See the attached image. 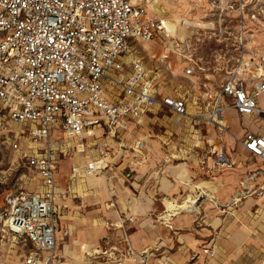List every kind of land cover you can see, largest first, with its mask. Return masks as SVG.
Here are the masks:
<instances>
[{"label":"built area","instance_id":"built-area-1","mask_svg":"<svg viewBox=\"0 0 264 264\" xmlns=\"http://www.w3.org/2000/svg\"><path fill=\"white\" fill-rule=\"evenodd\" d=\"M187 1L183 12L164 18L147 15L142 4L131 0H0V125L7 115L27 124L31 144L45 143L41 152H21L39 174L41 188L8 192L0 208L2 236L29 246L24 264H64L55 252L52 130L78 142L96 129L114 134L159 104L223 135L231 134L224 115L232 108L259 121L261 131H245L237 139L259 159L256 168L264 175V107L258 102L264 92V51L255 43L264 31V0ZM136 41H158L159 60L166 65L171 55L177 56L183 73L194 78L186 89L199 92L196 99H205L208 108L190 114L185 94H157L159 67L129 57ZM9 143L21 149L20 135L11 134ZM95 148L97 157L74 166L71 179L106 166V142ZM212 153L214 165L228 164L222 149ZM242 188L243 194L264 192V185ZM124 220L118 224L123 246L105 241L86 252L101 257L97 264H123L127 258L145 264L149 250L131 248Z\"/></svg>","mask_w":264,"mask_h":264},{"label":"crops","instance_id":"crops-1","mask_svg":"<svg viewBox=\"0 0 264 264\" xmlns=\"http://www.w3.org/2000/svg\"><path fill=\"white\" fill-rule=\"evenodd\" d=\"M150 3L158 6L162 2L153 0ZM163 3L164 5L158 6L165 9L162 11L160 8L163 14H150L148 10L146 14L171 18L183 12L188 1L183 3L181 10L177 9L178 3L175 0H164ZM154 6L148 8L157 11L158 7L154 9ZM181 32L183 30L179 28L178 33ZM255 39L256 45L264 51V34H257ZM148 50L151 51L154 59L151 65L147 64L146 54L142 53ZM161 51L158 41H136L129 52V57H141L147 67H159L161 75L157 82V94L183 93L187 96L188 113L205 111L208 108L205 99H196L199 92L186 89L193 83L194 78L183 73V65L174 54L166 61L167 65L161 62L159 60ZM215 83V80L209 82V87L212 88ZM263 93L259 94L258 102L264 107L259 100ZM155 109L176 114L165 106L154 104L139 118L131 119L126 130L109 134L102 129H96L92 136L85 137L81 142L67 137L60 129L52 130L49 139L55 147L56 188L53 200L57 207L60 197L69 190V184L66 186L60 184L66 176L71 184L76 183L83 176L98 177L96 175L98 173L89 175L79 173L75 179H71L73 167L97 157L98 151L95 148L97 143L105 141L108 149L106 166L101 169L104 174H100L104 180L101 183L105 210V214H102V227L96 226L89 236L90 240L95 242H78L79 259L78 262H74L66 247L67 244H63L61 249L58 248L61 238L58 212L55 248L58 258L64 264H97L101 257L89 256L88 251L96 245L104 244L105 241L123 246L124 243L119 238L121 230L118 224L121 219H125L124 224L131 248L149 250L145 264H264V194L262 197L254 198L251 194H243L242 188L251 187L261 180L263 182L264 175L255 166V163L260 164L259 159L251 156L241 144H238L249 157L242 159L237 155L231 156L233 161H239L241 167L236 168L238 166L236 165L225 170L228 172L227 178H230L226 187L228 191L225 188V195L219 198L216 190L219 189L220 193L222 186L217 181L223 179L225 172L222 169L216 171L218 168H211L213 165L210 166L208 161L209 158L212 161V158L208 153L218 149L217 145L220 143H215L216 139L230 141L233 136L228 133L218 136L214 132L210 140L208 134L202 133L199 127L191 133L177 129L178 133L172 136L165 134L161 135L164 138L153 137L142 126L149 124L150 121L144 116ZM184 116L190 123L191 118ZM224 116L228 126L231 125L234 136L241 137L245 131H261L257 119L251 116H239L232 108H227ZM237 120L243 125L236 124ZM11 122L18 124L19 127L15 130L11 129ZM203 126H211L214 129L210 124ZM27 132V124H19L10 120L7 115L3 116V124L0 125V208L6 204V194L14 191L8 185L12 177V168H16L13 162L23 160L22 151L28 149L37 153L44 148V142L31 144L26 136ZM11 134L20 135L21 149H11L9 143ZM60 140H64L68 145ZM70 146L72 153L80 154L79 160L75 154V157L70 156L69 160L66 159ZM205 146H208V149H205ZM249 158L254 163L249 162ZM23 162L25 164L24 160ZM27 168L35 170L32 166ZM36 174L40 189V176L37 171ZM24 176L27 177L26 174ZM202 180L209 181V189L206 186H198ZM31 183L26 179L23 184L25 187L31 186L29 189H32L34 186L29 185ZM191 187H195V190L190 194ZM239 195V199L236 200ZM166 202L171 203L172 206L168 207ZM182 203L185 204V208L177 210L176 207ZM128 215H132L134 219L128 221L126 219ZM19 244L21 243H16L18 246ZM20 246L21 264H24L23 256L29 246L23 244ZM204 248L212 253L203 251ZM122 262L136 264V260L130 258Z\"/></svg>","mask_w":264,"mask_h":264},{"label":"rangeland","instance_id":"rangeland-1","mask_svg":"<svg viewBox=\"0 0 264 264\" xmlns=\"http://www.w3.org/2000/svg\"><path fill=\"white\" fill-rule=\"evenodd\" d=\"M132 1L142 4L144 6L145 10L146 11L148 10V13H150V14L151 13L163 14L162 11L165 10L163 7H160V8H162V11H161L160 8L158 7V6L164 5V3H163L164 0H157L159 2H162L160 5H158V6L156 5L158 7L157 11H155V10L153 11V10H151V8L147 7V4L152 2L153 0H135V1L132 0ZM181 1H183V3H184L187 0H181ZM183 3L181 5L178 3V8H177L178 10H181L183 8ZM171 8H175V7H171ZM262 33L264 34V31ZM142 53L146 54L145 61L147 62L148 65H151L154 63V59L152 58L153 56H151V51L148 50V51H144ZM259 100L261 103L264 104V93L260 96ZM144 117L149 118L150 121H149V124L143 125L142 127L145 128L146 130H148L149 133L151 134V136H153V137L155 136L157 138H164L161 135H165V134H168L171 136H172V134H177L178 133L177 129H180L181 131H183L185 133H187V132L191 133L194 129H196V128L198 129L199 127H200L202 133H205V135L208 134L207 137L210 140H212L211 137L214 136V132L217 133L214 126L213 127L215 130L211 126H203V123L194 124L191 121H190V123H188L185 120V116H177L176 114H173V113L168 112V111L164 112V110H160V109H155L153 112L145 115ZM235 123L238 125H243V123L240 122L239 120L235 121ZM18 127H19L18 124L11 122V129L15 130ZM228 129H229L230 133L233 134L232 133L233 129H232L231 125ZM144 133H146V132H144ZM217 135L220 136L218 133H217ZM237 138H238L237 136H233V139H231L230 141H227L226 139H223V140L216 139L214 141L215 143L216 142L220 143L219 145H217L218 149H222L224 152L226 151V155H227L229 160H228L227 165L219 166V165H214L213 162L211 161V159L209 158L208 162H209L210 166H211V164L213 165V167H211V168H218L216 171H218L219 169H222V171L225 172V170H228L230 168H234V167H236V165H238L236 168L241 167L239 161H233V159H231V156L236 157V155H237V157L244 159V158H248L249 155L239 148L238 144H240V143H239ZM60 141L63 142L64 144L68 145V143L65 142L64 140H60ZM70 144H71V142H70ZM201 144H202V142H201ZM207 147L208 146H205V149ZM225 147H226V149H225ZM69 150H70V152L67 153L66 159L69 160L68 158L70 156L75 157V155H76L78 160H79L78 156H80V154L79 153H76V154L72 153L71 146H70ZM208 154L211 156V158L213 157L212 151L209 152ZM62 157H64V156H62ZM248 161L254 163L253 160H251L250 158ZM13 166H16V168H12V177H11V181L8 184L9 187H11L13 190H19V189L38 190L39 189L38 184H37V174H36L35 170H33L31 168H27V166L24 164L23 160H20V159L17 161H14ZM255 166L258 167V166H260V164L255 163ZM227 173L228 172H225L223 179H221L220 181L219 180L217 181L218 184L221 183V186H222L220 189V193H219V189L216 190L219 198H221L223 195H225L224 194V191H226L225 188L229 184L228 179H230V178H227L228 177ZM24 174H26L27 177L24 176ZM98 174H96L98 177H84L83 176L82 179H80L79 181H77L76 183H73V184L68 182L67 176L64 178V180L62 182H60V184L62 186H66L67 184H69L70 186H69V190L65 193L64 196L60 197V199L58 201L57 209H58V212L60 214V226H59L60 232L59 233L61 234V238L59 239V242H58L59 243L58 248L60 247V249H61L63 244H67L66 247L70 251L69 254L73 257L74 262H78V259H79L78 242H85V241L86 242L87 241L95 242V240L94 241L90 240L89 236L93 232V230L96 226L102 227V224H101L102 223V214H105V210H104V199L102 198V186H101L103 176H101L100 174H104V173L102 171H100ZM26 179H27V182L28 181L32 182L29 185H33L34 188L29 189V188H31V186H28V187L26 186L28 188L27 189L24 186L23 183H25ZM237 181H236V183H237ZM208 182L209 181H207V180H204V181L202 180V182H200L198 184V186H200V187L206 186L209 189L210 187H209ZM263 185H264V179H263V182L261 180L260 182L252 184L251 189L259 190V187L263 186ZM211 189H212V187H211ZM189 190H190L189 193L191 194V192H193L195 190V187H191ZM227 191H228V189H227ZM244 193H245V195L249 194L246 192H244ZM250 194L252 196H254V198L255 197H262L264 192L262 194H258L257 192H253ZM166 205L168 207L172 206L171 203H169V202H166ZM180 208H185V206L184 205L180 206ZM259 210H258V212H259ZM222 217H223V215H222ZM2 233L3 232L1 230V223H0V264H21V255H20L21 246L20 245H22V244H19V246L14 244L9 239L3 237ZM58 248L56 249V251L58 250ZM203 251L212 253L207 248H204Z\"/></svg>","mask_w":264,"mask_h":264},{"label":"bare ground","instance_id":"bare-ground-1","mask_svg":"<svg viewBox=\"0 0 264 264\" xmlns=\"http://www.w3.org/2000/svg\"><path fill=\"white\" fill-rule=\"evenodd\" d=\"M134 1H135V0H134ZM175 1H176V0H175ZM150 6H154V4L148 3V4H147V7H150ZM154 7H155L154 9H157L156 6H154ZM184 203H185V202H184ZM184 203H182V204L179 205V206H183V205L185 206ZM186 205H187V204H186Z\"/></svg>","mask_w":264,"mask_h":264}]
</instances>
